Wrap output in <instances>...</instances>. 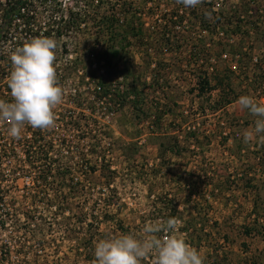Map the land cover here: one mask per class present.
<instances>
[{"label":"rangeland","instance_id":"374dc122","mask_svg":"<svg viewBox=\"0 0 264 264\" xmlns=\"http://www.w3.org/2000/svg\"><path fill=\"white\" fill-rule=\"evenodd\" d=\"M63 1L64 8L72 7L73 0ZM106 1L102 11L113 2ZM149 1L121 0L133 12L134 27L139 36L146 37V46L128 49L124 63L112 72L120 85L116 89L121 97L119 107L103 108L89 100L75 110L80 128L70 135L88 137L77 149L75 184L62 182L61 188L47 193L46 204L30 200V225L33 231L44 230L46 242L40 247L29 244L28 264H88L86 259L94 250L90 246L89 254L81 243L95 235L94 245L124 234L140 236L146 224L164 225L172 205H167L168 200H164L166 206L153 201L162 195L175 200L176 234L201 252L204 264H264V135H255L256 118L237 104L244 95L264 103V0H200L191 9L197 15H208L206 32L191 18L180 28L171 26L169 12L176 5L185 10L177 1ZM207 4H213V9ZM49 18L41 19L48 31V23L56 21ZM163 36L170 39L169 45L165 46ZM51 38L57 42L56 58L62 56L63 63H72L82 73L75 78H100L102 66L90 57L95 34ZM192 48L205 65L196 60L188 64ZM225 51L234 62L239 57V68L230 75L232 84L225 92L234 102L215 111L222 87L201 95L200 76L209 73L215 86L217 76L230 67V60L222 58ZM160 62L167 65L160 67ZM112 80L109 75L107 85H113ZM78 95L84 97V93ZM69 99L62 103L68 105ZM246 132L253 133L247 143ZM166 134L177 138L181 154L167 155L162 163L160 143ZM98 146L101 149L96 151ZM88 147L86 158L96 172L85 176L79 153ZM63 217L70 221L60 225ZM154 261L155 256H150L142 264Z\"/></svg>","mask_w":264,"mask_h":264},{"label":"built area","instance_id":"2783aa9c","mask_svg":"<svg viewBox=\"0 0 264 264\" xmlns=\"http://www.w3.org/2000/svg\"><path fill=\"white\" fill-rule=\"evenodd\" d=\"M24 1L0 0V100L9 103L13 102L10 89L7 86L8 77L12 70L11 54L16 48L22 47L34 38L57 37V31L52 30L51 32V30L45 29V21H42L46 17L44 10L54 9L56 6L54 7L53 4L62 5L64 3L63 0H57L56 2L49 0L48 3L42 5L40 0H33L32 11L28 14L29 9L24 5ZM149 2L152 3V0ZM14 9H17L16 15L9 18L8 14ZM169 14L172 15V12H169ZM24 15L29 16L28 18L31 19L29 25L24 20ZM180 15H185L183 9H181ZM158 16L159 14L156 15L157 18ZM186 17L189 18L187 15ZM161 20L163 21L164 18ZM180 27L181 25L178 24L174 28ZM219 35L224 36V33H219ZM231 42H234V39ZM152 50V48H149L150 52ZM61 58L62 56L57 58V83L63 89V101H67L69 97L70 99L68 105H65L66 102L61 103L65 105L63 109L61 105L55 108L54 125L43 130L26 125L21 138L14 139L7 131L9 123L0 122V264H28L29 244L32 242L36 244V247H40L46 242L44 230L40 228V230L33 231L34 226L30 225V200L32 201L33 198L44 200L40 204H46L47 193L52 192L51 190L54 188H61L62 185L60 184L62 182L75 184L73 167H77V149H81L79 144H83L88 139V137L76 139L77 135H70L77 133L80 128L76 122L77 115L75 112L78 105L85 106L87 101L90 100L91 103L94 102L95 105L98 104L103 108H106V106L110 108H112L111 106H120L119 93L117 92L120 87L119 83H115L113 79L110 93L105 96L102 86L95 83L90 77L86 76L85 79L84 77H81V79L80 77L75 78L78 73L79 75H82V73L76 71L72 63H63ZM222 58L230 60V68L233 71L238 70V56L235 62L228 54H223ZM254 61H257V59H254ZM104 70L105 68H100L102 74ZM66 72L71 73L68 74V78L63 80V77L67 75ZM78 84H82L84 87L79 89ZM262 89L264 91V84ZM79 93H84V97L78 95ZM78 102H81L82 105ZM91 111L93 112V109ZM62 131H64V134H62ZM50 147L51 150L48 155L50 162L57 161L58 165L54 166L52 174L58 175L59 172L60 176L63 173L66 174L65 177L60 178L57 185L53 186H48L44 181V172L50 162L46 165V161L38 158L40 153L49 150ZM89 148L79 153V156L81 155L79 165L81 169L85 170V176L92 172V167H90L86 158L90 153ZM64 151L68 155L67 157L64 153L62 154ZM32 203L38 204L39 202L32 201Z\"/></svg>","mask_w":264,"mask_h":264},{"label":"clouds","instance_id":"9594fccd","mask_svg":"<svg viewBox=\"0 0 264 264\" xmlns=\"http://www.w3.org/2000/svg\"><path fill=\"white\" fill-rule=\"evenodd\" d=\"M185 8L196 7L200 0H177ZM57 42L39 37L18 47L10 56L12 70L7 86L13 102L0 100V122H8V134L20 139L24 127L47 129L55 122V108L63 101V89L57 83ZM237 104L255 117L254 133L264 135V103L240 96ZM253 133L244 134L245 143ZM178 222L169 218L164 225L146 224L142 235H120L95 243L94 264H142L155 256L154 264H204L201 252L176 234ZM170 233L162 237L159 232Z\"/></svg>","mask_w":264,"mask_h":264},{"label":"trees","instance_id":"16d2710c","mask_svg":"<svg viewBox=\"0 0 264 264\" xmlns=\"http://www.w3.org/2000/svg\"><path fill=\"white\" fill-rule=\"evenodd\" d=\"M40 1L42 2V5L49 2V0H40ZM54 1L56 2L57 0H54ZM105 1L106 0H73L71 8L66 9L63 7V4L62 5L59 4V5H56V7L52 10L45 9L44 15H50V18H49L50 22L52 21L51 20L52 18L56 19V21L53 24L48 23V28H49V30L57 31V37H59V38L63 37L64 35H67V34H69L70 36L73 34H80V35H83L86 37L88 36L90 38L91 35L95 34V39H94L95 42L92 45L94 51H92V53L90 54V57L92 59L91 61H96L100 66L105 68V70L99 79L93 78V80L95 81V83H99V85L102 86L103 94L106 96L110 93V87H111V83L109 85H107L109 75L111 76V78L114 79L112 72L114 73V70L115 69L117 70V68L122 63H124V60H126V51L130 48L136 47L139 49L142 46L145 47L146 46V42H145L146 37L145 36H139L140 34L137 33V28L134 27L135 23L133 22V18H135V17H134V15L132 16V11L129 10V7L127 5L128 3L120 4L121 0H111V1H113L111 4V7L105 8L104 11H102V7H103L102 5H104ZM24 3H25L24 5L27 6L26 8L29 9V10L27 9L28 14H30L32 11L33 5H34L33 0H25ZM106 3H107V1H106ZM129 6L131 8V5H129ZM207 7H212V9H213V4H207ZM181 9H183V8L180 7L179 5H176L174 7V9L172 10V16L171 17H173V18L168 19V22L172 24L171 25L172 27L173 26L176 27L178 24L185 23L186 22L185 20L187 18L186 15H187L192 20H196L200 24V26L203 28V31H206V28H208V26H207L208 15L207 14L197 15V13L194 12V10L191 9V7H190V8H185V10H184L185 15L182 16V15H180ZM16 10L17 9H14L13 11H11L8 14V17L10 18L12 16H15L17 13ZM210 10H211V8H210ZM28 17L29 16H25V15L23 16L24 20H26V23L29 25L31 23V19ZM237 23L239 25H241L242 21H237ZM105 33L108 35V37H105ZM103 38H107L105 43H102ZM162 38H163V42L166 43L165 46L169 45L170 39H165V36H163ZM136 39H137V42L134 43V41ZM150 39H151V37H150ZM99 47H101V49H105V50H98ZM147 51L150 52L149 48H147ZM190 52L192 55L194 53L195 54L199 53L198 51H196L194 49L191 50ZM97 53H99V54H97ZM96 54H97V56H96ZM223 54H228V53L225 51V52H223ZM195 60H196L198 65L201 63H203L205 65L204 59L197 57V56L195 57V55L190 56L188 64L189 65L193 64ZM240 61L242 63L241 59H240ZM163 64H164V66L167 65L164 62L163 63L160 62L159 66L161 67ZM228 71H227L228 73L226 72L224 74H219L217 76L215 86L211 85L212 83L210 81V76H208L209 73L205 72L204 77L200 76V79H201L200 87L201 88H200L199 92L201 95H206V94H209V93L216 91L218 89L216 86L222 87V92H223L222 94L223 95L220 97V101H218L217 104H215V107H214L215 111L222 110L234 102V99L228 98L229 97L228 93H227V96H225L226 90H228L230 85L232 84L231 80H230L231 79L230 75L236 74L235 71H233L230 67L228 68ZM70 73L66 72L67 75L65 77H63L64 78L63 80L68 78V74H70ZM245 75L248 76L246 73H245ZM133 90H134V88H132V91ZM119 98H121V97H119ZM133 108L137 109V105H133ZM150 134H151V136H155L154 135L155 133H150ZM162 136H164V135H162ZM167 136H169V135L166 134V136L163 137L164 140L160 143V148H161L160 153H161L162 163L165 160V158L167 157V155L176 156V155L181 154V152H179L177 150V148H178V146L176 145L178 142L177 138L175 136L174 137L172 136V138L167 137ZM226 140L228 141V139H226ZM98 149H101V147L100 146L96 147V151ZM198 149H199V147H198ZM50 150H51V147L49 148V150H45L44 152H42L38 155V158L40 160L46 161V165L48 164V162H50V158L48 156ZM242 151H243V149H241V146H240L239 152H242ZM168 158H170V157L168 156ZM165 162H166V160H165ZM165 162H164L163 166H166ZM54 166H58L57 161H51L47 165V168L45 169V172H44V181L48 186L57 185L60 178L66 176L65 173H63L60 176V172L58 173V175L52 174ZM102 167H103V169L106 168V163H104V166L102 165ZM92 171L96 172L94 167H92ZM111 173L116 174L115 171H111ZM110 185H111V183H108V186H110ZM190 192L192 194L191 196H194L195 193H194L193 189ZM169 197H170V195H164V197L162 195V196H159L158 198H156V200L155 199L153 200L154 202H156V201H158V203L161 202L165 206H166V204H165L164 200H168L167 205L168 206L172 205V208L169 210V213L167 214V217L164 220L165 222L169 218H175L176 220L178 218V210L174 208L176 206L174 204L175 200H172ZM149 198L151 199L152 196H150ZM64 203H65V201H63V204ZM68 208H70V207H68ZM68 221H70V219L65 218V217H63V218H61V220H59L60 225L61 224L65 225ZM187 229H190V228H187ZM262 229L264 230V227H262ZM64 230H68V229H64ZM121 231H122V229H121ZM73 232H74V230H72L70 232V234L68 236L69 238L71 237V234ZM122 232L125 233L124 231H122ZM95 238H96V235L94 237L90 238L88 240V242L81 243V244H83L82 246H84V249L87 252H89V254H90V249H91V248H89L90 246L94 250L95 245L93 242H95V240H96ZM86 260H87L86 262L88 264H94V262H95L94 254L90 255Z\"/></svg>","mask_w":264,"mask_h":264}]
</instances>
